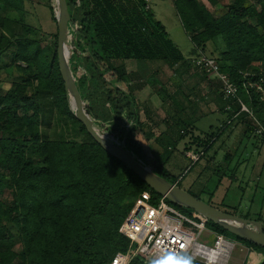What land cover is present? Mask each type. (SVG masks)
I'll return each instance as SVG.
<instances>
[{
    "label": "trees",
    "instance_id": "1",
    "mask_svg": "<svg viewBox=\"0 0 264 264\" xmlns=\"http://www.w3.org/2000/svg\"><path fill=\"white\" fill-rule=\"evenodd\" d=\"M173 1L196 49L207 55V44L213 45V54L207 56L238 86V96L253 112L254 117L245 112L237 117L245 128L243 139L250 140L253 135L264 141V134H257L259 124L264 128V96L257 89L245 88L253 81L264 90V0H257L256 5L248 4L249 0H231L218 18L199 0ZM209 1L213 6L219 3ZM39 2L53 11L49 3ZM67 2L73 23L78 24L77 52L70 68L76 73L73 76L82 99L88 102L87 109L97 122L110 125L106 132L114 134L131 154L150 163L141 140L147 141L148 136L139 120L136 87L131 86L125 62H162L169 69L185 66L207 79L212 77L220 88L221 81L196 69L193 62L197 57L186 59L145 0ZM0 4L24 12L26 0H0ZM1 21L0 58L15 47L14 63L23 62L26 67L18 66L25 76L22 83L8 92L0 87V264H112L118 253L129 251L130 240L121 228L137 199L145 191H151L154 204L162 197L109 155L76 118L60 69L58 34L53 35L55 43H42L30 37V28L23 27L24 34L17 37V22ZM81 67L83 75L78 71ZM151 84L159 95L166 91L155 80ZM30 89L34 90L31 94ZM220 97L223 100L222 93ZM228 103L229 121L240 106H233L236 99L226 106ZM55 115L58 124L73 126L74 138L51 137L38 129L49 125L46 119L54 120ZM228 121L218 134L208 133L199 143L204 155L225 134ZM181 123L182 137L191 134V125ZM155 171L180 187L170 174L159 168ZM167 202L181 211L187 209ZM256 221L264 225L260 218ZM208 226L264 254V247L214 223ZM130 264L152 263L135 256ZM183 264L202 263L186 260Z\"/></svg>",
    "mask_w": 264,
    "mask_h": 264
},
{
    "label": "rangeland",
    "instance_id": "2",
    "mask_svg": "<svg viewBox=\"0 0 264 264\" xmlns=\"http://www.w3.org/2000/svg\"><path fill=\"white\" fill-rule=\"evenodd\" d=\"M199 1L205 4L217 18L231 2V0H218L217 6H213L209 0ZM44 2L49 3L53 11L48 6L40 4L39 0H26L24 12L10 11L0 4V27L3 19L16 21L15 35L17 37L22 36L24 34L23 27H27L33 31L30 35L31 38H36L42 43H55L53 35L58 34V2L56 0H44ZM248 4L256 5L257 0H249ZM150 7L157 19L171 32L180 29L181 24L174 7V1L152 0ZM52 14H54V18ZM182 34L184 38L179 44L183 54L188 56L193 49V43L184 32ZM212 50L213 48L210 49V51ZM15 51V47H11L0 58V87L4 92L10 91L25 79L18 66L25 68L26 65L23 62L14 63ZM78 71L80 75L84 74L83 70L79 69ZM72 72L75 76V71ZM74 78L77 85V78ZM33 92V89L29 90V94ZM220 93L222 92L220 91ZM223 102H225L224 99ZM228 105L230 104L228 103L226 107ZM233 106L239 107L240 104L237 102ZM72 107L74 108L73 105ZM21 115L23 116L24 113L21 112ZM48 119H46V123L49 125L38 127L42 133H48L51 137L63 135L66 139L74 138L72 125L58 124L56 115L54 120H51L50 117L49 122ZM224 119L226 118L217 114H209L199 121V128L202 132H210L213 127V132L218 134V128ZM243 129L245 128L238 122V119L232 121L225 134L220 137L209 152L210 154L200 156V162H193L185 158L183 142H175L169 146L159 147L160 155L155 154V160L157 158L155 162H153L152 150L145 148L150 163L153 162L154 165L152 167L150 163L146 164L154 171L159 168V170L170 174L182 189L199 196L201 200L221 211L247 215L250 221H256L258 218L264 221V141L253 135L250 140L243 139ZM83 139L85 138L83 137ZM82 140L79 139V141ZM167 144L169 143L167 142ZM198 149L195 154L199 156L204 151L202 148ZM182 212L187 214L189 209L182 210ZM10 229L18 236L19 232L16 228L11 226ZM228 238L235 244L229 264L261 263L263 255L253 253L250 248L238 243L233 238ZM212 239V236L203 234L199 241L206 245H212Z\"/></svg>",
    "mask_w": 264,
    "mask_h": 264
},
{
    "label": "built area",
    "instance_id": "3",
    "mask_svg": "<svg viewBox=\"0 0 264 264\" xmlns=\"http://www.w3.org/2000/svg\"><path fill=\"white\" fill-rule=\"evenodd\" d=\"M151 1L145 0L147 8L150 7ZM76 26L78 27V24ZM193 63L196 69L210 73L221 81L224 101L236 99L240 104V110L228 124L243 112L254 117L251 109L238 96V86L227 74L221 72L215 59L200 53ZM245 88L257 89L264 96L263 87L258 82L248 81ZM230 109V106L226 107V110ZM257 134H264V128L260 124ZM202 155L203 153L199 156L189 153L188 157L197 162ZM167 201L162 197L154 204L151 191L141 194L121 228V233L130 240L129 251L126 254L118 253L112 264H130L135 256H141L152 264H183L188 259L202 264H229L235 248L233 240L210 229L209 221L200 213L189 209L190 211L184 214ZM203 234L213 237L212 245L199 241Z\"/></svg>",
    "mask_w": 264,
    "mask_h": 264
},
{
    "label": "crops",
    "instance_id": "4",
    "mask_svg": "<svg viewBox=\"0 0 264 264\" xmlns=\"http://www.w3.org/2000/svg\"><path fill=\"white\" fill-rule=\"evenodd\" d=\"M177 16L181 27L174 32H171L159 19L158 21L164 25L172 41L181 50L179 43L184 38L182 33L184 32L187 36L188 34L178 14ZM211 48H213V45L208 43L207 55L213 54V50L210 51ZM191 50L188 56L183 55L186 59L193 61L199 56L201 50L196 49L194 44ZM125 63L127 72L131 75V86L136 87L134 95L139 105V120L148 136L147 141L142 137L141 140L146 149L152 150L153 162L157 160V158L155 160V154L160 155L159 147H162V145L169 146L175 142H183V155L185 158L190 159L188 154L195 153L198 148L200 149L198 145L203 141L205 135L213 132V127H211L210 132H202L199 128V121L209 116V114H217L222 118H226L220 126L228 121V114L225 111L226 104L220 97L221 88L219 83L214 81L212 77L207 79L203 74L197 73V75L185 66L169 69L162 62L141 64L135 60H127ZM154 80L157 81V84H161L158 87H162L163 84L164 90H166L161 95L157 93L158 90L152 87L151 82ZM159 90L161 91V89ZM181 122H187L191 125L192 132L188 136L182 137L184 126H181ZM200 161L201 159L197 162ZM253 253L259 252L253 251ZM259 254L264 256L262 253ZM263 261L264 257L261 262Z\"/></svg>",
    "mask_w": 264,
    "mask_h": 264
},
{
    "label": "water",
    "instance_id": "5",
    "mask_svg": "<svg viewBox=\"0 0 264 264\" xmlns=\"http://www.w3.org/2000/svg\"><path fill=\"white\" fill-rule=\"evenodd\" d=\"M59 6L58 20V55L62 77L68 97L73 103L72 109L76 118L84 125L88 134L109 155L122 162L130 171L138 176L153 191L169 202L194 210L233 235L247 242L264 247V225L259 221L236 216L217 209L211 204L195 197L190 192L173 184L165 177L157 174L141 159L136 158L122 144L118 143L114 134L106 132L109 124L99 123L87 109L88 102L84 101L76 85V79L70 68V60L77 52L75 36L78 27L73 23L67 0H56ZM70 30H73L71 33ZM82 68V67H81ZM85 73L84 69L82 68Z\"/></svg>",
    "mask_w": 264,
    "mask_h": 264
}]
</instances>
